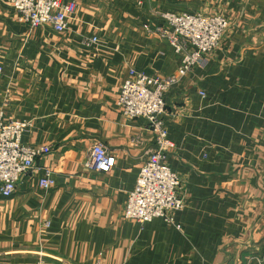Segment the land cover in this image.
<instances>
[{
	"label": "crops",
	"instance_id": "obj_1",
	"mask_svg": "<svg viewBox=\"0 0 264 264\" xmlns=\"http://www.w3.org/2000/svg\"><path fill=\"white\" fill-rule=\"evenodd\" d=\"M71 1L57 32L20 22L0 0V111L27 123L22 143L50 146L41 169L0 196V264H264V0ZM166 12L228 20L185 74L160 33ZM130 70L175 80L163 115L184 203L173 223L123 217L156 146L147 120L117 106ZM95 141L116 158L110 172L85 166ZM43 168L50 190L37 182Z\"/></svg>",
	"mask_w": 264,
	"mask_h": 264
},
{
	"label": "built area",
	"instance_id": "obj_2",
	"mask_svg": "<svg viewBox=\"0 0 264 264\" xmlns=\"http://www.w3.org/2000/svg\"><path fill=\"white\" fill-rule=\"evenodd\" d=\"M17 14V19L30 27L49 25L62 32L72 18L76 4L63 0H7ZM168 27L161 30L174 52L180 55V74L190 71L204 56L220 43L228 28V20L220 14L199 13L161 14ZM98 41L92 35L89 43ZM1 71V67H0ZM173 77L159 78L143 72L130 70L123 81L117 98L120 112L129 119L143 118L155 136V148L149 151L140 166L135 186L125 202L123 217L143 224L156 217L173 223L172 211L184 206L179 194L180 179L168 163L169 154L175 148L168 138L167 126L163 120L165 112L164 94L174 82ZM201 95L204 93L201 91ZM25 121H6L0 111V196L11 197L27 174L33 175L36 159L49 153L50 146H30L21 142ZM116 163L115 156L100 141H95L90 149L85 166L107 173ZM38 185L44 190L54 186L49 169L38 172ZM48 225V223H47ZM180 228V224H175ZM33 264H48L38 259Z\"/></svg>",
	"mask_w": 264,
	"mask_h": 264
}]
</instances>
